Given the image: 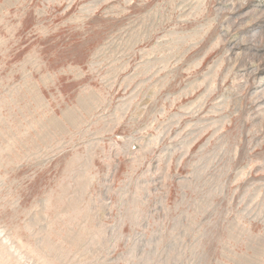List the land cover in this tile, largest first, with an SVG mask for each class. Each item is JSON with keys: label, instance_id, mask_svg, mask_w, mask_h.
Instances as JSON below:
<instances>
[{"label": "rangeland", "instance_id": "1", "mask_svg": "<svg viewBox=\"0 0 264 264\" xmlns=\"http://www.w3.org/2000/svg\"><path fill=\"white\" fill-rule=\"evenodd\" d=\"M0 264H264V0H0Z\"/></svg>", "mask_w": 264, "mask_h": 264}]
</instances>
